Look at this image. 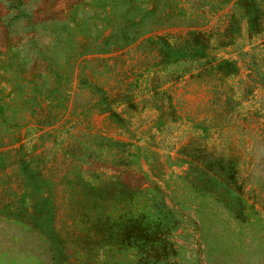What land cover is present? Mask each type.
<instances>
[{
  "label": "rangeland",
  "instance_id": "obj_1",
  "mask_svg": "<svg viewBox=\"0 0 264 264\" xmlns=\"http://www.w3.org/2000/svg\"><path fill=\"white\" fill-rule=\"evenodd\" d=\"M0 264H264V0H0Z\"/></svg>",
  "mask_w": 264,
  "mask_h": 264
}]
</instances>
